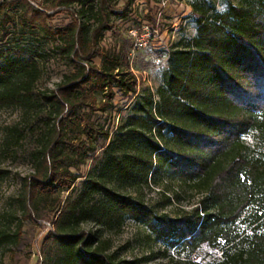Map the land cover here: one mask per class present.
<instances>
[{
  "label": "trees",
  "instance_id": "obj_1",
  "mask_svg": "<svg viewBox=\"0 0 264 264\" xmlns=\"http://www.w3.org/2000/svg\"><path fill=\"white\" fill-rule=\"evenodd\" d=\"M131 2L0 0V112L27 119L4 129L0 153H13L28 135L36 141L33 173L15 209L0 216V264L22 242L25 223L39 221L49 226L38 264H127L110 238L127 220L189 253L203 246L220 253L186 264H264V0L229 1L222 11L190 2L195 35L170 50L157 100H135L111 132L92 117L116 93L135 95L136 82L125 72V52L99 43ZM62 13L69 22L52 24ZM51 60L67 71L40 91ZM7 176L0 169V184ZM152 187L165 206L186 193L197 200L171 218L143 200Z\"/></svg>",
  "mask_w": 264,
  "mask_h": 264
},
{
  "label": "rangeland",
  "instance_id": "obj_2",
  "mask_svg": "<svg viewBox=\"0 0 264 264\" xmlns=\"http://www.w3.org/2000/svg\"><path fill=\"white\" fill-rule=\"evenodd\" d=\"M47 4L50 0H32ZM193 0H132L124 18L111 17L116 31L104 32L100 37L99 46L111 52L126 54L125 72L131 74L136 82V94L123 96L116 93L112 106L105 112L97 111L92 117L98 126L104 130L113 131L119 124L128 119V108L135 100L151 94L157 100L155 92L162 83L163 74L167 68L170 50L180 40H189L195 35L194 19L191 16L190 2ZM215 5L218 11L226 8L230 1L237 0H206ZM124 2L118 3L121 9ZM65 13L56 15L52 24L65 25L69 22ZM100 64V59H94ZM67 71L62 61L51 60L43 69L37 82L40 91L52 90ZM27 119L18 110H3L0 112V141L4 129L15 124L24 126ZM248 144L254 145L252 135L245 138ZM35 138L30 135L13 153H0V169L8 173L6 180L0 184V216L2 213L15 209V198L21 189L25 178L33 173L30 152L34 149ZM259 150L260 145H257ZM1 152V151H0ZM90 162L80 165L78 175L84 176L89 170ZM154 187L143 192V200L157 207L158 214H168L175 218L181 210H190L197 196L183 194L177 204L162 205L161 196ZM65 196V195H64ZM48 222H26L23 228L22 242L12 251L4 255L5 264H38L39 247L48 229ZM92 230L91 224L82 226ZM111 252H115L120 260L127 264H186L187 261L201 263L213 262L220 258L217 249L202 247L189 253L179 244L171 246L166 241L155 239L149 231L134 221L127 220L121 230L110 236Z\"/></svg>",
  "mask_w": 264,
  "mask_h": 264
}]
</instances>
